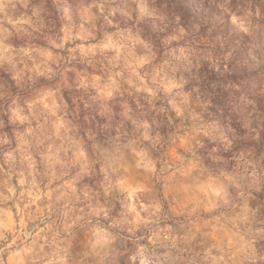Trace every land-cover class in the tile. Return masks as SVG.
I'll use <instances>...</instances> for the list:
<instances>
[{
    "label": "clouds",
    "instance_id": "obj_1",
    "mask_svg": "<svg viewBox=\"0 0 264 264\" xmlns=\"http://www.w3.org/2000/svg\"><path fill=\"white\" fill-rule=\"evenodd\" d=\"M0 264H264V0H0Z\"/></svg>",
    "mask_w": 264,
    "mask_h": 264
}]
</instances>
